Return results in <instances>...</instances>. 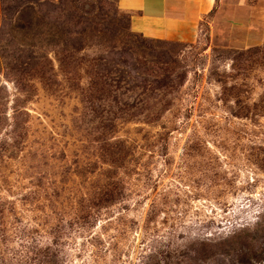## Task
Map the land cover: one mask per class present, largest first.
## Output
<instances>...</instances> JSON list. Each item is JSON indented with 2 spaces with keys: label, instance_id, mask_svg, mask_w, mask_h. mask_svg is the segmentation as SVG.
Here are the masks:
<instances>
[{
  "label": "rangeland",
  "instance_id": "374dc122",
  "mask_svg": "<svg viewBox=\"0 0 264 264\" xmlns=\"http://www.w3.org/2000/svg\"><path fill=\"white\" fill-rule=\"evenodd\" d=\"M118 1L0 0V264H264V0Z\"/></svg>",
  "mask_w": 264,
  "mask_h": 264
},
{
  "label": "crops",
  "instance_id": "0c3cea01",
  "mask_svg": "<svg viewBox=\"0 0 264 264\" xmlns=\"http://www.w3.org/2000/svg\"><path fill=\"white\" fill-rule=\"evenodd\" d=\"M215 0H119L132 33L160 43L195 44Z\"/></svg>",
  "mask_w": 264,
  "mask_h": 264
},
{
  "label": "trees",
  "instance_id": "16d2710c",
  "mask_svg": "<svg viewBox=\"0 0 264 264\" xmlns=\"http://www.w3.org/2000/svg\"><path fill=\"white\" fill-rule=\"evenodd\" d=\"M156 43H160V42H156Z\"/></svg>",
  "mask_w": 264,
  "mask_h": 264
}]
</instances>
